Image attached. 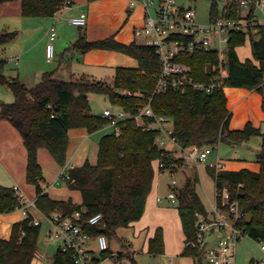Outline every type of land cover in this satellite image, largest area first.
<instances>
[{
	"label": "trees",
	"instance_id": "16d2710c",
	"mask_svg": "<svg viewBox=\"0 0 264 264\" xmlns=\"http://www.w3.org/2000/svg\"><path fill=\"white\" fill-rule=\"evenodd\" d=\"M12 0H0V4ZM73 3V0H70ZM94 1V0H90ZM195 1V0H193ZM66 0H21L22 14L29 17H52ZM218 0H212L211 19L221 17ZM230 14L237 16V6L230 4ZM17 31L4 30L0 33V45L14 40ZM251 44L252 58L241 60L237 47ZM81 52L88 50L111 49L135 57L138 68L119 67L113 81L86 75L74 76L70 80L59 79L53 71L44 72L33 86H27L18 78L10 79L4 73L7 59H0V85H7L14 95L11 102L0 101V118L8 119L21 133L28 151L27 180L36 185L37 208L45 215L61 211L67 215L76 210L83 217L102 213L106 226H86L91 235L105 233L108 239L116 236L117 229L138 221L144 214L146 201L152 189L157 169L154 162L159 159L170 164L177 163L180 170L189 163L183 159L173 160L170 150L155 143L157 131H145L137 127L134 119H127L122 132L117 136L113 131L106 133L99 142L96 163L86 160L71 170L68 185L82 193V203L72 200H55L41 184L43 173L38 161V150L48 149L54 159L65 165L69 145V130L86 128L96 132L107 124V120L92 111L88 95H105L109 101L122 107L130 114L138 113L146 104L145 99L132 97L118 91L127 88L133 91H152L156 85V74L161 62L153 48L132 42L129 44L108 37L89 41L82 34L70 47ZM192 67L197 79L207 80L219 72V56L216 51L197 52L179 58ZM229 78L226 86L256 90L264 96V31L251 34L237 33L231 38L228 47ZM228 99L224 90L212 94L188 88L185 92L169 88L154 96L152 106L157 114L169 117L173 122L174 136L181 147L196 144L200 147H216L220 143L239 144L253 136H259L260 149L256 155L261 168L228 170L207 167L216 187L226 186L232 196L241 204L243 218L240 221L244 235L264 242V132L248 121L242 129L229 127L232 112L228 109ZM264 111V98L262 101ZM167 154H170L168 157ZM199 175L194 167L193 175H187L179 186L176 205L186 244L183 254L193 258L194 264H202L203 248L197 244V213L207 209L197 192ZM20 205L13 187L0 184V213L12 212ZM41 224L32 223L30 218L13 225L10 238L0 237V264H31L37 250ZM113 252L110 248L102 256ZM148 252L153 255L164 252V238L161 227L149 240ZM129 252L118 251V258ZM135 263L134 258L132 257ZM99 262V258L95 259ZM53 264H75L74 252H63L60 248L54 254Z\"/></svg>",
	"mask_w": 264,
	"mask_h": 264
},
{
	"label": "crops",
	"instance_id": "0c3cea01",
	"mask_svg": "<svg viewBox=\"0 0 264 264\" xmlns=\"http://www.w3.org/2000/svg\"><path fill=\"white\" fill-rule=\"evenodd\" d=\"M82 11H86L88 15L87 24L83 30L74 29L70 18L78 16ZM144 18L145 10L143 6L140 4L132 6L131 0H73L71 6L57 12L52 17L24 16L22 14L21 0L2 3L0 4V21L6 19L3 31L16 28L14 31H17V36L11 42L18 40L16 50L12 53H0L1 56L13 57L11 59L12 66H10V69L8 68L9 59L4 73L10 79L18 78L27 86L35 85L43 73L47 71H53L57 78L63 80H70L74 76L86 75L105 80L111 77V81H113L117 68H138V60L117 50L95 48L87 52H81L70 47L82 34L89 41H97L112 36L122 43L136 42L143 44V38L135 37V29L143 25ZM52 27L56 30L57 36L53 42L54 56L48 60L46 48ZM16 57L19 58L16 59ZM7 88L10 90L8 86ZM230 88L231 91L228 94L226 93L227 106L232 112L229 124L230 129H242L248 121H252L256 127L262 128L264 123V111L262 110L264 96L256 90L238 87ZM90 94L88 97L91 102ZM98 131L89 133L86 128L70 129L66 163L74 167L82 165L86 160L93 164L96 163L99 142L105 135ZM110 132L112 130L107 133ZM166 147L175 154L179 153L180 146L178 145L169 143ZM216 149H218V153L214 152L210 159L214 155L211 161L221 159L223 163L222 169L259 171L261 168L260 163L256 159L257 153L254 156H250V158L236 161L239 157L238 151H234L231 158L226 159L220 156L219 148L215 147ZM38 161L43 173L41 184L52 199L72 200L76 204L82 203L81 191L70 188L68 185L69 181L58 184V178L63 166L54 159L48 149L39 148ZM27 162L28 151L21 133L8 119L0 118V184L13 188L19 187L25 199L34 201L37 198L36 185L29 183L27 180ZM156 164L157 162H154L155 166ZM192 165H194L200 181V164ZM192 165L188 164L189 167ZM204 168L209 174L205 165ZM160 176L156 170L152 189L146 201L145 212L138 221L130 225L135 226L138 233L144 232L146 250H148L150 238L154 236L156 229L161 227L164 238V252L158 255L170 257L172 264H189L187 259H185L187 256L183 254L186 235L182 221L177 207H173L176 205L170 203L167 194H163L164 187ZM213 182L215 190L197 189L207 210H210L215 203L216 186L214 179ZM158 197H162V201H159ZM31 212L38 219H40L39 214H44L38 208H33ZM23 219L24 216L20 209H15L8 213H0V237L10 238L13 225ZM89 247L97 254L98 244L96 240H90ZM112 251L114 252L115 250ZM133 258L135 260L134 255ZM44 261L45 257L43 255L41 258L33 260L31 264H45ZM106 263L113 264L109 260H105L101 264Z\"/></svg>",
	"mask_w": 264,
	"mask_h": 264
},
{
	"label": "built area",
	"instance_id": "2783aa9c",
	"mask_svg": "<svg viewBox=\"0 0 264 264\" xmlns=\"http://www.w3.org/2000/svg\"><path fill=\"white\" fill-rule=\"evenodd\" d=\"M222 3L220 9L221 17L211 19L207 23L197 21L196 7L185 6L179 0H131V5L140 4L145 10L143 25L135 29V37L143 38V44L153 48L154 54L161 62V69L156 74V85L152 91H133L127 88H120L118 91L132 97L145 99L146 104L136 114H130L119 106H107L101 116L107 120V125L119 136L122 132V125L127 119H134L137 127L145 131H157L155 143L167 149L168 143L180 146L174 136L172 120L162 114H157L152 106L155 95L174 88L185 92L188 88L196 91L212 94L224 90L229 78L228 47L234 34L244 33L247 39L251 34H258L264 31V0H218ZM237 6V16H224L230 14V4ZM72 5L66 0L57 12ZM88 21L86 11L78 16L71 17L70 22L75 25L85 26ZM57 36L56 30L52 27L49 33V43L46 48L48 60L54 56V40ZM216 51L219 56V72L212 74L209 79H197L193 75L192 67L181 61L184 55H194L197 52ZM11 60L13 57L1 56L0 59ZM19 57H16L18 59ZM168 150V149H167ZM215 152L212 146L200 147L196 144L188 147H181L178 154L172 156L173 160L183 159L190 164H205L206 167L222 169L221 159L211 161L210 157ZM169 157L170 154H167ZM177 163L159 159L157 169L159 173L169 172L172 176L171 188L167 198L171 204L177 205L179 180L176 177L178 170ZM73 165L66 163L58 178V184L70 181ZM20 205L17 209L22 211L24 219L30 218L32 223L41 224V220L35 217L31 210L36 209L35 200H27L20 192L19 187H14ZM162 201V197H158ZM50 223L48 232L49 239L59 241V248L63 252H74L75 264H101L105 260L113 264H135L132 256L125 254L118 258L117 252H111L106 256L101 253L110 248L109 239L105 233L91 235L86 226L105 227L104 215L100 212L92 214L87 218L83 217L81 210L70 214H63L55 211L45 215ZM197 238L196 242L203 248L202 264H235L237 246L244 235V229L240 225L243 218L240 200L230 193L226 186L216 187L215 203L210 210L204 213H197ZM96 240L98 252L95 253L89 247L90 240ZM261 249L264 251V242ZM41 258L43 254L35 251L34 258ZM99 258L96 263L95 259Z\"/></svg>",
	"mask_w": 264,
	"mask_h": 264
},
{
	"label": "rangeland",
	"instance_id": "374dc122",
	"mask_svg": "<svg viewBox=\"0 0 264 264\" xmlns=\"http://www.w3.org/2000/svg\"><path fill=\"white\" fill-rule=\"evenodd\" d=\"M180 3L184 4L185 6H194L196 7L197 12V21L200 23H207L210 20L211 14V4L212 0H179ZM218 6L221 9L222 3L218 2ZM5 20L0 21V32L3 31V26ZM74 25V29L83 30L85 26ZM16 28H12L8 31H14ZM10 42L5 45H0V53L7 52V54L12 53L16 50L17 42ZM8 47V48H6ZM5 48V49H4ZM237 53L241 59L251 58L252 57V50L251 44L247 42L244 46L237 48ZM227 55H225V59H227ZM8 68L12 66L11 60L9 61ZM108 74V73H107ZM108 81H111V77L107 78ZM231 91L230 86H226L224 88L225 93H229ZM91 108L95 114L101 115L105 107H115L116 105L112 104L103 94L98 93H91ZM14 95L13 93L7 88V85H0V100L3 102L13 101ZM112 128L106 124L103 128H101L98 132L101 134H106L107 132L111 131ZM262 132H264V123L263 127L261 128ZM260 137L253 136L249 140L239 143V144H227V143H220L217 145L216 148H219V154L222 158H231L234 151L239 152V157L236 161H240L242 159L250 158V156H254V154L258 153L260 149ZM169 144V143H168ZM167 144V145H168ZM219 146V147H218ZM215 153H218V149L215 150ZM215 156V155H214ZM214 156L212 158H214ZM211 158V160H212ZM192 165V164H190ZM205 164H200L199 166V174L201 176V180L197 184V189L203 190L208 189L209 191L215 190L214 182L211 178L210 174H207L205 168ZM206 166V165H205ZM194 165L192 166H185V168L178 170L176 177L179 180V185H182L184 179L187 175H193L194 173ZM160 180L163 184L164 191L163 194H168V187L171 185L172 176L169 172H162L159 173ZM171 188V186H170ZM170 190V189H169ZM176 207V206H173ZM41 223L40 233L38 237L37 243V251L44 255L45 257V264H53L54 254L59 248V241H52L49 239V229L50 223L47 217L44 214L38 215ZM110 249L118 251H126L129 252L128 254L133 257L135 256L136 264H172L171 258L161 255H153L146 250V243H145V234L142 232L141 234L136 231L135 226L129 225L127 227H121L117 229L116 236L109 239ZM262 243L260 241H256L250 238L247 235H243L240 239L238 246H237V256H236V263L235 264H264V251L261 249ZM114 251V252H115ZM38 258H34L33 260H37ZM187 259L189 264H194V260L191 257L185 258ZM176 260V259H175ZM108 264V263H106ZM178 264V263H174Z\"/></svg>",
	"mask_w": 264,
	"mask_h": 264
}]
</instances>
